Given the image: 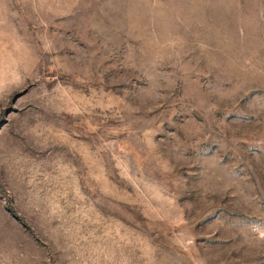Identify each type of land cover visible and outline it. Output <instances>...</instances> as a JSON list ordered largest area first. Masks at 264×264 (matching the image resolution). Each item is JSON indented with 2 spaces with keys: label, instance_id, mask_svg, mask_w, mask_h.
<instances>
[{
  "label": "rangeland",
  "instance_id": "rangeland-1",
  "mask_svg": "<svg viewBox=\"0 0 264 264\" xmlns=\"http://www.w3.org/2000/svg\"><path fill=\"white\" fill-rule=\"evenodd\" d=\"M0 264H264V0H0Z\"/></svg>",
  "mask_w": 264,
  "mask_h": 264
}]
</instances>
